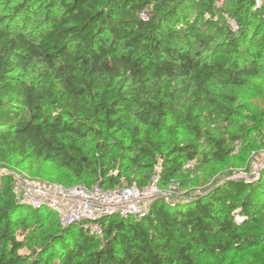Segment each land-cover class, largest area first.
Instances as JSON below:
<instances>
[{"label": "trees", "instance_id": "trees-1", "mask_svg": "<svg viewBox=\"0 0 264 264\" xmlns=\"http://www.w3.org/2000/svg\"><path fill=\"white\" fill-rule=\"evenodd\" d=\"M256 1L0 0V164L42 160L64 171L65 185L104 189L144 188L153 173L161 190L186 193L173 203L156 197L140 218L108 214L63 228L0 175V264H197V252L264 244V168L190 196L193 175H212L250 140L204 126L230 124L233 88L259 74L264 0ZM169 115L190 141L161 140ZM123 163L148 174L130 179Z\"/></svg>", "mask_w": 264, "mask_h": 264}, {"label": "rangeland", "instance_id": "rangeland-1", "mask_svg": "<svg viewBox=\"0 0 264 264\" xmlns=\"http://www.w3.org/2000/svg\"><path fill=\"white\" fill-rule=\"evenodd\" d=\"M220 5L217 4V7H220ZM229 23L230 25H235L232 20H229ZM261 35L262 33H259L257 36L261 37ZM220 90L221 86L216 81L208 86L210 93L215 94ZM233 90L237 94V101L235 107H233V116L230 124L210 122L206 123L204 128L212 136L246 132L250 140L241 143L236 142L233 145L231 154L222 164L216 167L212 175H193L190 183V196L202 193L214 183L222 182L229 176L235 179L251 180L252 177H257L262 168H264V56L259 66L258 76L245 78L244 83L240 87L233 88ZM175 111L177 114L183 111V108L176 107ZM191 139L176 123L174 117L169 115L161 140L182 144ZM193 165V163L186 164V172L190 171ZM126 169L128 170L127 177L130 179L136 178V180H140L144 175L148 174V168L145 166L133 168L123 163V170ZM63 174L64 171L56 164L33 158L24 159L20 165L0 164V175H11L14 178V188L17 196L27 205L29 192L36 189H45L46 193L40 196V204L37 209L47 212L53 211L56 219L58 213L63 211V208L69 203V200L63 197L59 187L83 186V184L71 179L67 183L68 185L61 183ZM155 178L156 176L152 173L148 186L152 184ZM122 183L125 184L124 180H122ZM155 185L158 187L157 183ZM153 197L152 199L141 201L140 208L143 212L148 211L149 206L156 198L155 196ZM158 197H163L167 202L173 203L181 198L184 199L186 193L181 189H177L170 194ZM43 218L45 221L49 220L46 215ZM29 220L31 221L32 219L29 218ZM263 251L264 244L241 253L232 251L220 255L197 252L195 261L197 264H260Z\"/></svg>", "mask_w": 264, "mask_h": 264}, {"label": "built area", "instance_id": "built-area-1", "mask_svg": "<svg viewBox=\"0 0 264 264\" xmlns=\"http://www.w3.org/2000/svg\"><path fill=\"white\" fill-rule=\"evenodd\" d=\"M261 0L256 1V6H260ZM232 29L237 30V26L232 24ZM157 177L150 186L139 188L136 186H116L104 189L98 184L88 188L86 186L59 187L63 197L69 200L68 205L57 215V222L60 227H66L72 223L83 219L95 221L108 214H116L121 218L137 217L143 215L140 208L141 201L152 199L158 196H165L177 190L174 184H170L166 190L159 189L155 184ZM45 189H36L29 192L28 205L38 208L40 196L45 194ZM91 231H98L96 224L90 227Z\"/></svg>", "mask_w": 264, "mask_h": 264}]
</instances>
